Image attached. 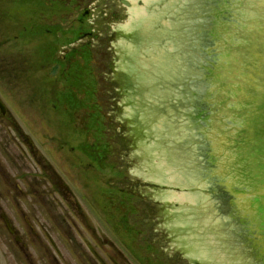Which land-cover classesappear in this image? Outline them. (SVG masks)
<instances>
[{
    "label": "water",
    "instance_id": "95a60500",
    "mask_svg": "<svg viewBox=\"0 0 264 264\" xmlns=\"http://www.w3.org/2000/svg\"><path fill=\"white\" fill-rule=\"evenodd\" d=\"M95 2H105L100 47L108 68L97 97L116 150L113 167L132 192L159 201V211H149L153 247L162 246L169 262L190 264L174 248L178 217L170 219L184 211L202 237L208 226L205 244L235 247L243 262L264 264V0H94L89 8ZM146 18L154 27L145 42L150 61L135 63L162 69L163 79L138 116V83L120 70L117 52L131 59L133 29ZM159 46L163 56L155 58L150 50L158 54Z\"/></svg>",
    "mask_w": 264,
    "mask_h": 264
},
{
    "label": "rangeland",
    "instance_id": "374dc122",
    "mask_svg": "<svg viewBox=\"0 0 264 264\" xmlns=\"http://www.w3.org/2000/svg\"><path fill=\"white\" fill-rule=\"evenodd\" d=\"M93 2L94 0H0V76L2 85L12 86L15 96H13L15 98L13 111L16 122L35 143L36 149L41 153H47L48 150L58 149L61 141L64 144L67 142L71 147L70 150L66 147V152L62 148L64 152H60L65 155H59L60 160L67 163L63 177L70 188L83 189L79 196L89 194L90 197L96 198L97 192V198L104 197L103 202L102 199L98 201L100 210L105 204L110 206L115 203L113 224L123 238L115 234L111 244L106 237V228L100 221L97 224L100 231L97 239L98 244L100 246L112 245L115 251V246L121 247L122 251L124 246L140 249L141 246L150 247V253L147 256L140 249L131 253L125 251L123 254H116L121 261H153L160 258V261L169 262L168 255L162 256V250H156L153 247L149 211H159V201L135 192L126 194L119 191L120 194L117 197H123L124 201H120L119 205L117 199L109 203L110 189L106 185H109L110 182L113 186L128 188V176H119V167H113L112 160L107 161L106 164L100 158L96 160L97 153L116 154V150L104 107L98 102L96 92L97 82L104 80L102 68H108L104 63L105 47H100L105 34L99 8L105 9V2H95V10L89 8ZM84 8L90 9L87 16L82 14ZM81 16L85 18L86 24L95 23L94 35L88 40L86 38L77 41L70 31L78 33L84 29V26L78 24V18ZM88 41L94 48L93 60L95 64L93 67L96 69V76L93 75L88 79L87 75L82 85L78 81L80 87L77 91L78 95L70 104L71 107L67 109L69 111L64 112L66 118L62 120L64 110L59 103L61 97L58 89L61 77L54 79L51 75L50 70L54 61L46 56L51 49L55 55H59L65 46L73 47L74 43L73 45L77 47ZM82 50L86 54V48H82ZM87 57L90 55H85V61ZM86 79H88V83L85 82ZM79 96L82 99L81 108H78L81 103H78ZM68 98H70L69 95ZM86 103L92 108L89 112H85V108L89 106H86ZM72 108L74 109L71 111ZM90 112V116H87V113ZM79 113L81 115L78 116ZM86 126L87 128H85ZM84 129H88V132ZM63 135L65 138L62 139ZM96 135L102 142L98 147L91 148V142L96 143ZM11 148L14 151L17 149L15 145ZM94 162L96 163L94 164ZM2 164L6 167L4 173L17 179L18 183L31 179L30 174L20 177L21 169L33 174L40 172L55 178V175L49 173L46 168L38 167L39 165L30 156L27 157V161L21 163L23 168L18 166L20 169L13 168L7 160H2ZM37 180L45 185L50 183V180L45 178L40 180L37 178ZM88 183H92V185L88 186ZM42 187L44 186L42 185ZM92 190L95 191V195ZM115 194L113 197L117 198ZM126 201L129 204L128 207L124 206ZM22 207L26 208L27 206L23 205ZM66 211L68 213V210ZM84 212L89 213L86 208ZM103 212L110 213L108 208L100 211L101 214H104ZM122 213L131 216L128 229H133V231L128 232V225L125 223ZM77 225V228L81 230V236L76 239L85 245L86 239H92L86 228L92 234L91 228L84 220L77 221ZM69 230L70 233H65V238L72 234L74 229L71 227ZM138 230L139 234H137ZM2 240L4 243L1 246L3 253L0 250L1 262L10 264L13 261L10 246L14 243L4 233H2ZM179 263L186 264L185 258H181Z\"/></svg>",
    "mask_w": 264,
    "mask_h": 264
},
{
    "label": "flooded vegetation",
    "instance_id": "af4514ba",
    "mask_svg": "<svg viewBox=\"0 0 264 264\" xmlns=\"http://www.w3.org/2000/svg\"><path fill=\"white\" fill-rule=\"evenodd\" d=\"M89 10V8H84L82 14L87 16ZM84 20L85 18L82 16L78 18V24L84 26V29L78 31V33L70 31V34L76 37L77 41L86 38L88 40V38L94 35L93 29L95 23H90L88 25ZM48 33L50 34V31ZM73 44V47L68 48L65 46L59 55H55L51 49L46 56L48 59L54 61V65L50 70L51 75L56 79L61 77L60 82L62 83H60L58 87L61 97L59 103L64 110L62 112V120L66 118L64 112L69 111L67 109L71 107L70 104L74 102L75 96L78 95L77 91L80 89L78 81H80L82 85L87 75L88 79L93 75L94 77L96 76V69L93 67L95 64L93 60L94 48L91 42L82 43L77 47ZM82 48H86V54L90 55V57L86 58V61L84 60L86 54L83 52ZM88 79H86V83H88ZM81 89H83V87H81ZM68 95L70 98H68ZM13 96L12 86L2 85V77L0 76V99L6 107L5 113L2 112V108L0 107V250L3 253L1 246L4 243L2 240V233H4V235L10 238L14 243L10 246L13 255V261L10 264H183L163 262L160 261V258H156L153 261H121L116 254H123L125 251L130 253L140 248L123 247L122 251L121 247L114 245L115 251L112 245L100 246L97 240L98 234L100 233L97 224H99L100 221L105 226L107 231L106 237L112 244L115 231V226L113 224L116 210L115 203L110 206L109 204L108 206L105 204L102 211L108 208L110 213L99 216L98 201L102 199L103 202V200H105L104 197L97 198V192L96 198L82 197L79 196V194L83 192V189L77 190V188H70L63 177L67 163L61 161L59 155H65L61 154V152H64L62 148L66 152V147L69 150L71 147H69L66 141L67 145L64 144L58 137L61 141L60 143L58 142V149L48 150L47 153H41L36 149L35 143L24 133L16 122L13 111L15 96ZM78 99V103L82 101L80 96ZM67 101H69V104H67ZM88 105L89 104L86 103V106ZM78 106V108H81L82 102ZM73 109L74 108H72L71 111ZM91 109L89 105L88 108H85V112H89ZM89 114H91V112L87 113V116ZM77 115L79 116L81 114L79 113ZM85 128H87V126ZM85 131L88 132V129ZM61 138H65L64 135ZM101 142L102 141H99L97 137V145L92 141L90 147L96 148ZM14 145L17 148L15 151L11 148ZM96 155V160L100 158L105 164L107 161L112 160L111 153L102 152ZM28 156L34 159L37 165H39L38 167L46 168L49 173L55 175V178L53 179L40 172L33 174L21 169L20 177L30 174L31 179L27 182L18 183L17 179H13L10 175L4 173L6 167L2 164V160H7L11 163L13 168L20 169L18 166L23 168L21 163L27 161ZM1 158L5 159L1 160ZM95 163L96 162H94V164ZM37 178H39V180L41 178L48 179L50 183L49 185H45L41 181H38ZM108 184L109 185L106 186L110 189V194L108 195L109 203L117 199L119 205L120 201H124V199L123 197H117L118 194H120V192L126 194L132 192L131 188H119L116 185H111L110 182ZM42 185L44 187H42ZM91 185L92 183H88V186ZM92 192L95 195V191L92 190ZM114 194L117 198L113 197ZM23 205L27 207L23 208ZM125 205V207L129 206L127 201ZM85 208L86 211L89 212L88 214L84 212ZM66 210H68V213ZM122 215L125 220L128 214L122 213ZM82 220L87 222L92 232L91 234L88 228H86V231L92 239H86L85 245H82L81 242L76 239L81 236V230L77 228V221ZM71 227L74 229L73 233L65 238V233H70L69 229ZM128 228L127 226L129 232L130 230ZM141 247L140 250L147 256V254L150 253V247ZM117 249L121 250L118 251ZM155 249L162 250V246H155ZM196 263L205 264L199 263L198 261H196ZM0 264H2L1 256Z\"/></svg>",
    "mask_w": 264,
    "mask_h": 264
}]
</instances>
